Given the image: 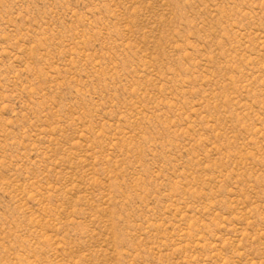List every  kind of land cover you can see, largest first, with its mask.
Masks as SVG:
<instances>
[{
  "label": "rangeland",
  "instance_id": "obj_1",
  "mask_svg": "<svg viewBox=\"0 0 264 264\" xmlns=\"http://www.w3.org/2000/svg\"><path fill=\"white\" fill-rule=\"evenodd\" d=\"M0 264H264V0H0Z\"/></svg>",
  "mask_w": 264,
  "mask_h": 264
}]
</instances>
